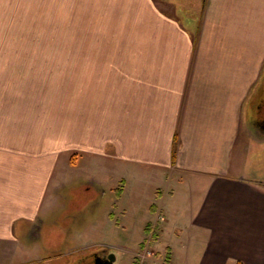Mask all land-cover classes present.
Returning <instances> with one entry per match:
<instances>
[{"label": "crops", "instance_id": "obj_1", "mask_svg": "<svg viewBox=\"0 0 264 264\" xmlns=\"http://www.w3.org/2000/svg\"><path fill=\"white\" fill-rule=\"evenodd\" d=\"M55 1L0 0V63L18 52L43 59L46 6L70 7ZM148 1L163 25L165 58L154 68L166 73L142 72L154 62L138 57L139 39L131 62H109L116 73L71 80L69 120L47 136L30 130L39 84L13 99L20 76L0 73V264H77L73 256L90 245L76 250V240L116 211L134 218L136 255L150 252L148 264L203 245L202 264H264V169L247 159L264 137L245 116L249 104L264 109L253 102L264 73V0H201L194 29L162 0ZM24 78L30 86L25 75L19 85ZM78 164H93L96 176Z\"/></svg>", "mask_w": 264, "mask_h": 264}, {"label": "rangeland", "instance_id": "obj_2", "mask_svg": "<svg viewBox=\"0 0 264 264\" xmlns=\"http://www.w3.org/2000/svg\"><path fill=\"white\" fill-rule=\"evenodd\" d=\"M51 1L56 3L55 0ZM105 1L106 3H101V0H62L63 3L70 6L68 9L60 8V6H46L45 26H50L46 27L45 31L43 59L33 60L34 55L18 52L13 56L17 60L9 64L0 63L2 66L0 73H13V76H20L17 78L18 85H14L13 88V99L21 96L27 88L31 89L34 82L41 87L38 90L39 94L31 93L29 95L31 102L32 98H35L32 102L35 104V108L30 109L32 106L29 105V112L39 120L37 126H31L30 130L40 131L41 135L47 136L54 129V125L64 121L67 123L69 120L68 101L72 88L71 80H76L78 77L82 79L81 76H84V73H116L115 70L109 71L110 65L112 66V63L109 62H114L116 65L131 62L129 59L133 53L135 55L132 44L139 39L141 46L139 44L137 46L142 50L139 51L138 57L144 61L143 57L146 53L154 62V65L144 66L142 72L166 73L164 68H154L158 62H161L163 66V58H165L159 51V49H163L164 42L160 41L162 39L161 34L157 33L156 30L157 27H163V25L161 24L162 19L154 15L152 9L149 8V1ZM118 6H122L120 13L114 10ZM118 27L121 28L117 29ZM120 56L123 58L119 59ZM102 64L106 66L104 71H100ZM117 70L126 71V68ZM172 72L174 70L169 69L168 73ZM23 75L28 77L30 83L32 82L30 86H25L26 77L23 86L19 85ZM259 82L260 92L255 91L253 102L256 103L262 99L261 103L264 105V73L261 74ZM73 92H75V86ZM253 102L252 105H254ZM255 114L264 120V109L255 113L249 104L245 110L248 123L256 117ZM260 154L262 157L258 159ZM247 159L251 166L255 168L262 166L264 169V146L260 150L254 145L253 152L247 155ZM82 166L78 164L77 169L91 168V171L88 169L87 173L92 172V175L96 176L93 164L86 167ZM63 176L65 175L62 174ZM105 182L107 184L113 183L111 178H107ZM149 182V177L146 175L145 183L148 184ZM135 184L138 183L131 179V185ZM135 192V189H130V198ZM112 201H114L113 196L109 192L108 197H105L104 205L107 204L108 207H111ZM141 216L138 214L137 218H141ZM110 217L109 220L102 217L103 220L92 221L93 231H89L90 233L76 240V250L80 248V245H90L87 247V252L98 248L104 249L115 258L113 264H137L140 254L136 255V252L141 250L139 248L141 233L137 229V223L134 222L130 213L125 218H121L116 211ZM89 223L88 221L87 224ZM203 240L206 241V239ZM206 253L207 247L205 245L194 246L189 253V258L183 254H176L170 264H184L186 262L188 264H202V261L208 258ZM73 257L78 259L77 264H89L91 262V256L88 254H75ZM62 261L60 260L61 263ZM144 261L143 264H148L147 257Z\"/></svg>", "mask_w": 264, "mask_h": 264}, {"label": "trees", "instance_id": "obj_3", "mask_svg": "<svg viewBox=\"0 0 264 264\" xmlns=\"http://www.w3.org/2000/svg\"><path fill=\"white\" fill-rule=\"evenodd\" d=\"M166 6H168V8H174V12L177 13V17L180 18L181 23L183 24V26L188 27V28H193L195 27L196 23L200 20V17L202 15L201 13V9L202 6L201 4V0L199 3V7H198V1L195 2L193 0L189 1L188 3H184V1L182 0H162ZM162 1H159L164 5V3ZM197 4V5H195ZM165 6V7H166ZM239 264V263H238Z\"/></svg>", "mask_w": 264, "mask_h": 264}, {"label": "flooded vegetation", "instance_id": "obj_4", "mask_svg": "<svg viewBox=\"0 0 264 264\" xmlns=\"http://www.w3.org/2000/svg\"><path fill=\"white\" fill-rule=\"evenodd\" d=\"M257 119L259 118L257 117L252 118L251 120L252 128L256 131V133L264 137V122H262L261 120L259 122V120ZM86 254L91 256V262L89 264H109L107 260L109 254L104 249L98 248L95 249L94 251L91 250V252L89 251Z\"/></svg>", "mask_w": 264, "mask_h": 264}, {"label": "built area", "instance_id": "obj_5", "mask_svg": "<svg viewBox=\"0 0 264 264\" xmlns=\"http://www.w3.org/2000/svg\"><path fill=\"white\" fill-rule=\"evenodd\" d=\"M150 255H151V253L147 251L145 255H142V256L139 257L141 260L139 259V261H138L137 264H143L144 259H145L146 257H149Z\"/></svg>", "mask_w": 264, "mask_h": 264}, {"label": "water", "instance_id": "obj_6", "mask_svg": "<svg viewBox=\"0 0 264 264\" xmlns=\"http://www.w3.org/2000/svg\"><path fill=\"white\" fill-rule=\"evenodd\" d=\"M108 263L109 264H113V262L115 261V258L113 257V255H108Z\"/></svg>", "mask_w": 264, "mask_h": 264}]
</instances>
